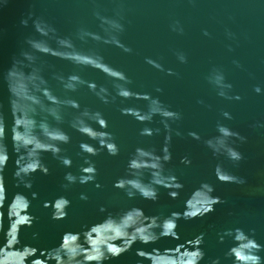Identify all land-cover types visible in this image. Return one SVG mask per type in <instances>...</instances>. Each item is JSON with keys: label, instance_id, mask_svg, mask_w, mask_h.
<instances>
[{"label": "water", "instance_id": "1", "mask_svg": "<svg viewBox=\"0 0 264 264\" xmlns=\"http://www.w3.org/2000/svg\"><path fill=\"white\" fill-rule=\"evenodd\" d=\"M95 10L107 16L122 17L125 31L120 39L131 47L132 52L126 53L112 45L92 41L80 44L77 41L82 51L95 49L104 56L107 63L131 78L132 84L128 87L133 91L158 96L166 106L182 113V119L172 124V160L167 165L184 185L177 199L170 198L168 190L161 188L156 202L139 197L130 200L124 191L113 187L118 177L126 175L127 161L135 147H154L159 152L164 143L163 125L157 116L149 126L160 128V134L150 138L141 137L139 129L144 125L138 124L131 117L122 116L119 109L122 106L146 108L147 101L141 98L120 101L117 98L114 103L104 105L87 89L75 94L76 98L82 106L104 113L109 122L108 131L115 135L120 145V155L117 157L102 152L92 158L98 169L96 179L101 187L79 183L71 184L67 189L62 187L66 183V172L78 174V168L83 163L78 145L87 139L73 132L67 123L64 128L72 136V141L63 147L67 149L66 154L72 157L73 167L65 168L45 153L44 160L50 174L45 176L36 173L32 177L33 187L30 191L15 186L12 172L16 155L11 143L10 93L4 74L22 48L27 47L24 43L26 38L35 37L39 47L46 43L55 46L51 36L36 34L31 21L28 27H23L20 21L29 12H33L36 16H43L61 35H69L80 26L99 31L98 21L93 15ZM177 21L178 27L183 28L182 33L173 31ZM205 30L209 35H204ZM39 31L44 32L42 28ZM180 53L187 56V63L179 61ZM146 58L159 62L163 70L146 63ZM44 63V75L56 87L57 93L61 94L58 85L51 79L52 74L67 75L76 70L75 66L50 56H42L37 61L38 65ZM97 68L100 71L82 70V75L105 85L115 95V82L103 74L108 69L103 65H97ZM168 69L176 75H168ZM217 70L223 73L226 83L232 85L230 90H226L227 94L232 97L238 95L239 100L218 95L219 89L209 80ZM28 71L32 70L25 67L19 73L18 83V94L22 98L20 110L25 116L39 101L35 93L41 87L37 73L32 71L31 75H27ZM257 86L261 89L259 94L254 91ZM157 88L163 89V92H157ZM0 105H3L9 128L10 160L4 172L7 197L4 206L0 207V253L6 254L7 260H23V264H50V261L55 260L58 264L59 253L49 249L61 242L65 232H80L98 223L99 226L94 229L95 238L89 235L88 244L99 246L107 242L108 232L122 234L127 224L136 222V216L131 213L123 222H100L110 213L115 215L133 206L142 208L147 216H163L172 211L182 212L188 200L189 210L195 211L204 195L197 190L202 181L210 182L215 189L213 195L226 203L217 204L215 211L202 219L179 221L178 238L161 239L149 245L136 243L129 252L105 264H136V250L141 248L148 251L144 255L154 264H172L171 254H178L182 244L200 233H204L203 249L206 253L201 264H210L217 257L221 264H231V260L225 259L224 254L233 241L228 237L221 243L220 236L226 229L234 228H243L250 235L254 234L257 242L264 245V0H9L7 6L0 9ZM225 111L231 114V120L222 116ZM44 115V112L40 113V116ZM217 123L227 125L247 138L245 143L236 141L234 145L244 155L238 166H233L223 156L214 157L203 143L217 135ZM176 129L183 136H176ZM189 131L199 133L202 139L192 140L187 135ZM184 156L191 159L190 166L180 162ZM217 163H222L246 182L243 185L220 182L213 175ZM145 179H148L147 174ZM18 191L24 192L29 199H32L31 192L39 194L37 199H32L30 212L37 217L32 227L24 226L22 217L19 228L13 223L16 217L9 219V205ZM81 193L87 195L86 201L80 199ZM61 195L72 203L67 210V218L54 221L51 219V208H44L43 204ZM101 206L107 211L101 212ZM24 207L22 200L15 204L17 213ZM154 226L155 220L148 227ZM139 230L146 229L141 226ZM33 233H38V236L34 238ZM73 239L69 236L65 244L70 246ZM165 249L167 252L164 254L158 251ZM259 254L264 257V251ZM143 264L149 262L145 260Z\"/></svg>", "mask_w": 264, "mask_h": 264}, {"label": "clouds", "instance_id": "2", "mask_svg": "<svg viewBox=\"0 0 264 264\" xmlns=\"http://www.w3.org/2000/svg\"><path fill=\"white\" fill-rule=\"evenodd\" d=\"M8 3L9 0H0V9L6 7ZM93 15L98 21L99 31H92L87 27L80 26L69 35L59 34L57 29L43 16H36L33 12H29L20 21L23 27H28L31 21L36 34L51 36L55 46L46 43L43 47H39L35 43V37L26 38L24 43L27 47L22 48L19 56L14 58L12 66L4 74L10 93L11 143L12 151L16 155L12 172L15 186L30 191L33 187L32 177L36 173L39 172L45 176L50 174V169L44 160L45 153L50 154L63 167L69 169L73 167V159L66 154L67 149L63 147L72 141V136L64 128L65 123H67L73 132L79 133L87 139L80 141L78 145L79 153L83 157V163L78 168V174L72 171L66 172L64 174L66 183L62 187L67 189L69 185L77 183L81 185L94 184L97 188L101 187L96 179L98 169L92 158L101 155L102 152H106L108 156L117 157L120 155V145L117 143L115 135L108 131L109 122L104 113L98 109L82 106L76 98L75 94L82 89H87L104 105L114 103L117 98L120 101H131L138 98L147 101L146 108L122 106L119 109L122 116L131 117L138 124L144 125L139 129L141 137L150 138L160 134V128L149 126L153 124L157 116L161 118L163 125L164 143L161 145L159 152L154 147H135L127 161L126 175L118 177L114 181L113 187L124 191L130 200L139 197L143 200L156 202L161 188L168 190L170 198L177 199L184 185L167 165L172 160V124L182 119V113L166 106L158 96L133 91L132 88L128 87L132 84L131 78L124 71L107 63L104 56L95 49L82 51L77 41L80 44L92 41L97 44L119 47L126 53L132 52L131 47L125 45L120 39L121 34L125 31V25L121 22L122 17L107 16L99 10H95ZM117 15L119 14L117 13ZM178 25L179 22L177 21L173 25V31L182 33L183 28L178 27ZM40 28L44 30L43 33L39 31ZM204 35H209V33L205 30ZM69 53L73 55H68ZM42 56L68 61L75 66L76 70L67 75L63 73L52 74L51 79L56 82L61 94L57 93L56 87L44 75L45 63L43 65L37 64ZM80 57H86V59ZM178 59L181 63H187V56L183 53L178 54ZM146 63L158 70H163V66L151 58H146ZM97 65H103L108 69L103 74L115 82L113 84L115 95L105 85L98 84L95 80H88L82 75V70L85 69L100 71ZM25 67L37 73L41 85L35 93L39 101L33 105V109L29 111L27 116L20 110L22 98L18 94L19 73ZM32 71H28L26 74L31 75ZM167 74L176 75L171 69L167 70ZM209 80L219 89V96L226 99H240L238 95L232 97L227 94L226 90H230L232 85L226 83L222 72L214 71ZM156 91L163 92V89L157 88ZM254 91L259 94L261 89L257 86ZM200 103H203V101H200ZM41 112H44L45 115L40 116ZM222 116L228 120L232 119L231 114L226 111L222 112ZM216 127L217 135L204 140L205 147L211 150L214 157L223 156L231 161L233 166H238L244 159V155L234 145L236 141L241 144L245 143L247 138L222 123H217ZM8 133V119L3 105H0V207L4 206L7 197L4 172L10 160ZM175 135L180 137L183 136V133L176 129ZM187 135L192 140L200 141L202 139L199 133L195 131H189ZM180 162L185 166L192 164L188 156L182 157ZM145 174L148 176L147 180ZM213 175L217 180L224 183L243 185L246 182L242 177L225 168L222 163L215 165ZM197 190L202 191L204 195L202 203L195 211L189 210L188 200L185 201L182 212L172 211L163 216H147L142 208L133 206L115 215L110 213L100 222L106 223L109 220L123 222L129 218L131 213H135L136 216V222L127 224L122 229V234L108 232L106 243L99 246L88 244L89 235L95 238L94 229L99 226L98 223H95L80 232H65L62 235L61 242L49 251L59 253L60 260L58 264H89V262L91 264H105L106 261L118 259L129 252L136 243L149 245L155 244L161 239H176L179 236L177 232L179 221L202 219L215 211L217 204L226 203L220 197L213 195L214 186L208 181H202ZM38 196V193L31 192L32 199H37ZM32 199H29L24 192L18 191L15 193L13 202L9 205V219L12 220L13 217H16L13 223L17 225V228L21 225V217L23 218L22 223L26 227H32L37 220V217L30 212ZM80 199L86 201L88 197L85 193H81ZM20 200L24 202L25 207L17 213L15 204ZM71 203L66 196L61 195L53 201H45L43 207L51 208V219L60 221L67 218V210ZM100 211L105 212L107 209L101 206ZM153 220L156 221V226L148 227ZM141 226L145 227L146 230L140 231ZM251 231L254 233V230ZM37 236L38 233H33L34 238ZM69 236L74 238L70 246L65 244V240ZM228 237L231 238L233 244L224 256L225 259L231 260V264H264V257L259 254L264 251V245L257 242L254 234L250 235L243 228L226 229L224 234L220 236V242L223 243ZM203 244L204 233L194 236L186 244H182L183 247L178 254H171L172 264H201L206 255ZM153 251H157V249ZM158 251H160V254H164L167 249ZM147 252L143 248L136 250V264H143L145 260L149 264H154L150 258L144 255ZM0 264H23V260L9 261L6 259V254L0 253ZM50 264H57V261L52 260ZM210 264H221V260L217 257L212 259Z\"/></svg>", "mask_w": 264, "mask_h": 264}]
</instances>
